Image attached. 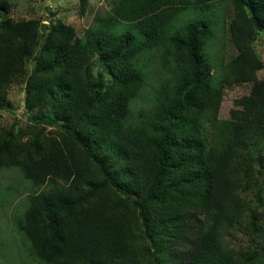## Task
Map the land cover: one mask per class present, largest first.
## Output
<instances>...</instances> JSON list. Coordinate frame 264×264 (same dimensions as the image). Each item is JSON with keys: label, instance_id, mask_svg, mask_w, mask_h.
I'll list each match as a JSON object with an SVG mask.
<instances>
[{"label": "trees", "instance_id": "16d2710c", "mask_svg": "<svg viewBox=\"0 0 264 264\" xmlns=\"http://www.w3.org/2000/svg\"><path fill=\"white\" fill-rule=\"evenodd\" d=\"M215 1L115 0L79 35L62 19L16 20L12 1L0 0V109L20 78L34 115L25 130L0 132V166L49 186L29 196L17 223L44 264H264V60L255 47L264 0H232L238 52L219 83L206 52L210 20L170 31L183 10ZM81 5L86 12L89 0ZM153 48L169 74L154 103L134 112L146 83L139 58ZM223 80L252 84L228 118Z\"/></svg>", "mask_w": 264, "mask_h": 264}, {"label": "rangeland", "instance_id": "374dc122", "mask_svg": "<svg viewBox=\"0 0 264 264\" xmlns=\"http://www.w3.org/2000/svg\"><path fill=\"white\" fill-rule=\"evenodd\" d=\"M14 7L8 15L16 20L41 18L49 24L51 20L62 19L74 26L79 35H83L87 28L97 24L96 17L107 14L114 6L115 0H89L86 12L82 11L81 0H11ZM234 14L232 0H217L210 11L199 7H189L183 10L170 26L175 31L189 21L205 18L210 20L215 30L214 37L207 45L206 52L213 66V82L219 83L225 74L227 64L236 56L238 50L233 44L228 24ZM1 20V14H0ZM133 28L130 24H123L120 29ZM44 31V30H43ZM255 47L264 60V31L256 36ZM161 48L147 49L140 56V67L146 76V83L140 95L133 101L134 112L141 108H149L155 100L156 91L161 81L169 73L164 66ZM98 56L93 58L92 73L98 74L103 70ZM162 59V60H161ZM34 60L29 67L34 66ZM108 72V70L106 71ZM107 78H110V74ZM260 78H264V67L258 71ZM224 99L220 110L221 118H228L230 110L235 105V99L250 93L251 83H235L223 80ZM25 82L17 78L9 88L7 103L0 109V132L15 127L25 130L31 125L34 116L27 111L25 105ZM44 113L53 116V106L46 105ZM41 127V123L38 124ZM53 125L46 127L52 131ZM20 167L0 166V264H44L33 255L25 235L18 229L17 223L24 215L31 194H38L48 189V185H36L27 178ZM245 245V239L238 240Z\"/></svg>", "mask_w": 264, "mask_h": 264}]
</instances>
